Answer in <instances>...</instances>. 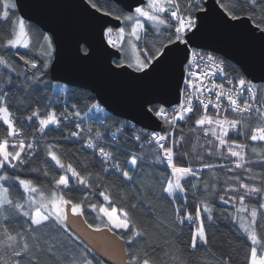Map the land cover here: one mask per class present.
I'll list each match as a JSON object with an SVG mask.
<instances>
[{
  "label": "snow or ice",
  "instance_id": "6c2138e0",
  "mask_svg": "<svg viewBox=\"0 0 264 264\" xmlns=\"http://www.w3.org/2000/svg\"><path fill=\"white\" fill-rule=\"evenodd\" d=\"M87 3L102 16L122 22V26L115 28L108 26V22L103 26L107 45L116 50L109 53L110 56H117L111 61L115 68L127 67L145 76L164 75L178 69V83L185 86L181 89L183 98L178 105L170 106L171 113L165 107L153 106L156 117L168 124L171 131L135 135L132 139L142 141L139 143L140 154L124 152L126 146L117 142L120 128L101 132L92 127H81L83 116H87L92 108L98 109V102L82 116L76 105L71 106V113L67 108L58 113L52 98L40 96L48 87L47 70L55 53L53 37L43 34L40 40H34L29 22L18 14V0H0V49L5 50L0 55V64L15 73L17 80L22 79V84L18 85L11 76L7 77L4 80L6 90L0 91V125L6 129L0 135V264H22L26 260L29 264H40L43 254L55 256L60 264H66L64 258L56 256L57 244L45 242L46 247H41L36 230L49 224L56 225L69 245L76 249V252L65 250L71 264H103L96 255L102 250L74 228L70 217L79 218L86 231L110 236L120 243L118 259L104 253L108 264H159L156 259L157 245L149 241L147 230L133 216L142 202L139 195L134 193L125 199L114 186V190L110 191L107 185L100 184L104 177L117 171L126 185L141 189L144 185L140 181L145 176H156L161 195L171 198L169 202L179 229L177 236L182 239L185 226L189 228L185 248L196 250L198 244L209 249L217 247L210 245V237L216 238V221L226 218L245 234L249 242L239 246L243 264H264V170L254 172L251 167L254 163L264 164V153H258L257 147H249L248 143L264 145V110L258 103V99H264V90L258 89L252 80L243 76L228 79L222 62H217L211 53L198 51L202 31L208 18L214 14L224 22L247 21L252 35L259 33V39L264 42V0H233L228 7H225L224 0H213L219 13L210 11L212 5L205 7L208 0H135L133 4L125 0H105L104 6L94 0H87ZM150 35L153 39H149ZM190 42L196 47H190ZM19 49H25L26 55L21 56ZM7 50L24 61L27 69L35 71H31L30 75L28 71L18 72ZM81 51L86 58L88 50ZM27 54H34L36 58L28 59ZM177 59L178 65L175 63ZM219 74H224L228 87L224 82H217ZM13 88L22 93V98L15 102L10 95ZM65 91L61 90V95ZM197 108L200 109L199 115ZM210 108L214 110V115L209 114ZM230 114L238 118H230ZM193 117L196 118L190 132L199 131L206 138H214L206 140L208 155L229 161V165H219V168L226 169L227 189L223 194L215 190L218 183L215 176L201 179V172L191 162H177L189 156L185 150L187 139L182 130L180 135L176 134L178 121H192ZM95 119L102 120L100 116ZM72 123L76 131H69L60 139H76L94 150V159L79 162L80 170L71 163L62 162L64 150L59 144L45 141L50 129L63 131ZM25 127L31 132L26 133ZM105 136H110L107 149L98 143ZM241 139L245 142H240ZM149 147L151 151H145ZM192 150L196 151L195 144ZM249 151L262 158L249 160ZM42 154L47 157L46 162L50 161L54 170L61 174L52 176L46 167L34 166ZM118 154L124 155L123 163L117 159ZM196 159L202 161L203 157L197 153ZM158 165H163L165 170L157 171ZM96 168L99 172L93 171ZM200 168L214 170L217 165L201 163ZM236 170H241V174H236ZM25 174L35 175L26 177ZM44 181H49L51 187L46 188ZM73 186L82 190V197L78 200L67 195ZM201 186L203 198L189 208L178 194H185L183 199L186 200L190 189L195 196ZM97 197L103 199L96 202ZM217 197L221 202L232 205L231 210L218 209L214 203ZM131 200L137 203H131ZM89 216L93 223H89ZM17 219H22L23 224L10 227L16 225ZM206 221L210 222L207 227ZM226 239L229 250L217 247L219 254L210 253L212 259L215 264H239L236 246L229 238ZM164 245L171 247L172 242L165 240ZM172 259L175 264H184L178 256L173 255ZM205 264L210 262L205 261Z\"/></svg>",
  "mask_w": 264,
  "mask_h": 264
},
{
  "label": "water",
  "instance_id": "95a60500",
  "mask_svg": "<svg viewBox=\"0 0 264 264\" xmlns=\"http://www.w3.org/2000/svg\"><path fill=\"white\" fill-rule=\"evenodd\" d=\"M125 2L133 4L135 0ZM18 5L19 14L26 21L53 37L55 53L49 71L54 81L91 91L108 113L120 119L146 129H164L163 121L148 109L157 104L170 107L180 101L183 83H178V69L164 75L145 76L127 67L115 68L111 61L117 56L109 53L116 50L107 45L103 26L108 22V26L115 28L122 26V22L102 16L90 8L87 0H18ZM208 5H212L210 11L220 12L213 0H208L205 7ZM83 46L88 50L86 58L81 51ZM190 47L196 45L190 42ZM198 48L233 62L254 83L264 82V42L259 39V33L252 35L247 21L224 22L215 14L210 16ZM178 62L177 59L175 63ZM70 222L102 250L96 254L104 262L108 263L104 253L119 258L121 245L117 240L86 231L79 218L70 217Z\"/></svg>",
  "mask_w": 264,
  "mask_h": 264
},
{
  "label": "trees",
  "instance_id": "16d2710c",
  "mask_svg": "<svg viewBox=\"0 0 264 264\" xmlns=\"http://www.w3.org/2000/svg\"><path fill=\"white\" fill-rule=\"evenodd\" d=\"M94 2H97L100 6H104L105 4V0H94ZM232 2L233 0H224L225 7H228ZM29 24H30V34L34 40H40L43 34H47L44 31H42L41 28L36 24L32 22H29ZM149 39H153V36L150 35ZM82 48L86 49L85 46H83ZM7 51H8V55L12 56V62L14 63V66L17 67L18 72L28 71L30 75L31 71H35L32 69H27L25 63H23V61L20 62L17 59V57L13 55L11 50H7ZM4 52L5 50L0 49V55H3ZM19 53L21 56H25L26 50L19 49ZM216 56L220 58H224L221 55H216ZM27 58L35 59L36 57L34 54H27ZM225 62L227 63L226 71L232 76L233 79L239 78L240 76H243L246 79L244 73L241 72L242 70L237 65H235L233 62H230L227 59ZM233 69H237L238 71L233 72L232 71ZM49 70L50 68L47 70V77H46V83L48 84V87L44 88L43 92L40 93V96L47 95L48 97L52 98L54 101L53 106L57 108L58 113L60 111H63L65 108H67V110L71 112L72 111L71 106L76 105L83 115V113L88 112L89 108H92L93 104H96L98 102L95 95L87 89L67 86L64 85L63 83L54 81L51 72ZM9 76H11L12 79L16 81L18 85L22 84V79L17 80L15 73H12L10 70L6 69L4 65L0 64V91L6 90V85L4 83V80ZM58 86H60V88L63 87V89L62 88L58 89ZM256 86L258 89L264 90V82L258 83ZM61 90H66L63 95H61ZM10 95L12 98V102H15L17 99L22 98V93H20L17 88L11 89ZM55 101H59V103H55ZM258 103L262 106V110H264V99H258ZM98 104H99L98 109L92 108L91 113L89 112V114H91V117H89L90 120L92 118L91 121L92 125L90 127H92L94 130H99L101 132H104L107 129H110L111 131H116L117 128H120L121 133L118 132V134L120 135L117 142L122 146H126L123 148V151L131 152L132 154H140L139 143H142V141L136 142L134 139H132V137H134L135 135L146 134L147 133L146 130L133 124L132 121H128L122 118L120 119V117H117L113 114L106 112V110L102 107V105L99 102ZM153 106H151L150 108L153 109L154 111L155 109ZM96 113L104 115V119L102 120L95 119L96 115L95 116L93 115ZM199 113L200 112H198V114ZM26 114L27 113H24V115ZM209 114L214 115L215 113L214 111H211L209 112ZM195 118H193L192 121L183 122L182 124H180L179 127H177L176 134L180 135L182 130V134L187 139L185 150L189 152V156L187 158H185L183 161H177V162L178 163L183 162L185 164L191 162L192 166L197 171L201 172V179H211L213 178V176H215L218 180L215 190L223 194L224 190L227 189V184L225 183L226 169L219 168V165L221 164L229 165V161L222 157H217L215 155H211V156L208 155L206 151V149L208 148V144L206 143V140H214V138L211 136H208L206 138L203 135V133L199 131L196 133L190 132V129L194 127ZM230 118H238V117H236L234 114H230ZM104 123L109 125V127H106V124L104 125ZM24 130L26 133L31 132V129H28L27 127H25ZM5 131L6 129L3 127V125H0V135H3ZM69 131H75L74 123L69 124V126L65 128L63 131H60L57 128L50 129L48 131V136L45 138V141L47 143L59 144L61 149L64 150L62 154V162H64L65 164L71 163L74 167H77L78 170H80L79 162L94 159L93 157L94 150L88 149L78 140H74V139H70L67 141L61 140L60 138L63 136H67ZM92 135L94 136V132ZM197 137H199L198 141H197ZM109 140H110V136H105V139L99 141L98 143L100 146H105L107 149V144ZM240 142H245V141L241 139ZM248 143H249V147L252 146L257 147L258 153H264V145H261L257 142H248ZM194 144L196 145L195 152L192 150ZM145 151H151V147L146 148ZM215 151L216 149L213 148V152ZM197 153H199L203 157L202 161L196 159ZM247 158L249 160L256 161L261 159L262 157L261 155L253 154L251 153V151H249ZM95 159L98 160L99 158L95 157ZM117 159L123 163L125 157L122 154H118ZM46 161H47V157L42 154L36 159L34 166L46 167L49 174L52 176H58L59 174H61L60 172L54 170V165L50 161L48 162ZM201 163H212L217 165V168L214 170L201 169L200 168ZM251 167L253 168L254 172H260L261 170H264V164L254 163L251 165ZM156 170L159 172H163L165 169L163 165H158ZM93 171L99 172V169L96 168L93 169ZM81 174L83 175L84 173L82 172ZM236 174L238 175L241 174V170H236ZM34 175L35 174H25L26 177L34 176ZM227 175L231 176L232 173H227ZM101 176L103 177L102 173ZM140 183L144 185L142 189L136 188L134 185L133 186L126 185L123 179L120 178L118 171L116 173L110 174L107 177H104L100 181V184L102 186L107 185L110 191L114 190L113 188L114 186L115 190H118L123 193L125 199L132 197L134 193L139 195L140 200L142 202L139 204L138 208L133 213V216L134 219L137 221V223L142 228H145L147 230L149 241L155 242V244L157 245L156 259L158 260L159 264H175V262L172 259L173 255L180 257L184 261V264H205V261L210 262V264H215V261L212 259V255L210 253H215L218 255L219 253L217 251V247L219 246H223L224 250L228 251L229 250L228 239L226 238H229L231 242L236 246V251L238 257L240 258L239 264H243L242 261L243 253L239 252V246L241 243L249 244V242L247 241L245 234L237 230L235 226L228 219L225 218L216 221L217 224L216 238L212 239L210 237V245L217 247H211L209 249L206 248L203 244H198V248L196 250L185 248L184 245L189 239V228L187 225L185 226V234L183 235L182 239L177 236L179 229L175 225L172 204L169 202L171 198L167 197L166 194L161 195L159 180L153 174L151 178L145 176L144 179L140 181ZM44 185L46 188L51 187L49 181H44ZM202 194H203V188L201 186L200 191H198L195 196L193 195V192L190 189L186 193L187 195L186 200L183 199L185 194H178V195L180 196L182 202L188 205L189 208H191L197 205L200 199L203 198ZM67 195L70 198L78 200L82 197V190H80L76 186H73L72 190L68 192ZM102 199H103L102 197H97L96 202H99ZM130 202L137 203L136 200H131ZM214 203L216 207L221 210L223 209L231 210L232 208V205L221 202L218 199V197L214 200ZM204 215L206 216V213ZM93 222L94 221L92 217L89 216V223H93ZM208 223L210 222L206 221V227ZM22 224H23V220L17 219L16 225L10 227L21 226ZM36 235L40 238L41 247H46L45 242H47L48 244H57L58 246L55 249L56 256L64 258L66 264H71V262L68 261L67 257L65 256V250H68L70 252H76V249L69 245L68 239L65 237L64 233L59 228H57L56 225L49 224L44 228L37 229ZM165 240L171 241L172 246L171 247L165 246L164 245ZM30 243H31V238H30ZM59 245H63V247H60ZM177 249H183V251H177ZM33 255H35V252L33 253ZM97 257L101 259L98 255ZM22 264H29V261L27 260L23 261ZM40 264H60V262L56 259L55 256H49L47 254H43L40 257ZM103 264H108V263L103 261Z\"/></svg>",
  "mask_w": 264,
  "mask_h": 264
},
{
  "label": "built area",
  "instance_id": "2783aa9c",
  "mask_svg": "<svg viewBox=\"0 0 264 264\" xmlns=\"http://www.w3.org/2000/svg\"><path fill=\"white\" fill-rule=\"evenodd\" d=\"M198 51H202V52H205V53H211V52H208V51H205V50H203V49H199L198 48ZM212 55H214L215 57H216V59H217V62H222V66H224L225 67V71H226V59H224V58H220V57H217L215 54H213V53H211ZM227 72V71H226ZM217 82H224L225 83V86L226 87H228V85H227V80L225 79V76H224V74H219L218 76H217ZM228 79H233L232 78V76L228 73ZM234 80H235V78H234ZM185 88V86L182 84V86H181V89H184ZM183 98V93L181 92V97H180V100ZM213 99H214V97H213ZM179 103V102H178ZM178 103L176 104V105H178ZM194 103H195V101H194ZM175 106V105H174ZM226 106V105H225ZM171 111H172V109L170 110V112L169 113H171ZM198 111H200V109L198 108ZM211 111H214L213 109H209V112H211ZM69 112V111H68ZM69 113H71V112H69ZM165 123V122H164ZM168 124H166L165 123V126H167ZM141 128V127H140ZM153 132H162L161 130H158V129H152L151 131H147V133L146 134H150V133H153ZM120 133H121V131H120ZM119 135L120 134H118V132H117V140H118V138H119ZM258 143V142H257Z\"/></svg>",
  "mask_w": 264,
  "mask_h": 264
},
{
  "label": "rangeland",
  "instance_id": "374dc122",
  "mask_svg": "<svg viewBox=\"0 0 264 264\" xmlns=\"http://www.w3.org/2000/svg\"><path fill=\"white\" fill-rule=\"evenodd\" d=\"M20 15V14H19ZM54 46V45H53ZM22 50V49H21ZM65 85V84H64ZM62 89H63V87H61ZM60 88V86H58V89H61ZM156 107H162V105H160V104H157L156 105ZM163 107H165V106H163ZM166 109H168V111L170 112V110H171V107H165ZM65 110V109H64ZM68 111V110H67ZM153 111V110H152ZM155 111V110H154ZM153 111V112H154ZM107 112V111H106ZM198 112H200V111H198V108H197V115H199L198 114ZM91 113V112H90ZM154 114H155V112H154ZM100 116L102 119H104V115H101V114H94L93 116ZM83 116V115H82ZM89 117H91V114H89V112H88V115L87 116H83V120H84V122L82 123V125H81V127L82 128H84V129H87L88 127H90L92 124H91V121H92V118H91V120H90V118ZM193 118H195V117H193ZM75 122H80L79 120H76ZM183 122H185V121H178V127L180 126V124H182ZM106 123H104V125H105ZM134 124V123H133ZM106 127H109V125H107L106 124ZM75 128V127H74ZM144 130H146V132L147 131H151V129H146V128H143ZM171 131V129L169 128V125H167L164 129H162L161 131V133H163L164 131ZM75 131H76V129H75ZM93 138L95 139V136H93ZM105 139V138H104ZM74 140H76V139H74Z\"/></svg>",
  "mask_w": 264,
  "mask_h": 264
}]
</instances>
